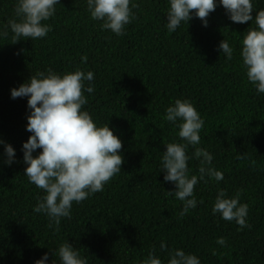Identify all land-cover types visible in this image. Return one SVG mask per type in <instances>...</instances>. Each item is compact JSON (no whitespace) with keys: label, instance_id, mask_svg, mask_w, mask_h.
<instances>
[{"label":"trees","instance_id":"obj_1","mask_svg":"<svg viewBox=\"0 0 264 264\" xmlns=\"http://www.w3.org/2000/svg\"><path fill=\"white\" fill-rule=\"evenodd\" d=\"M135 2L137 19L123 36L101 30L86 0H60L45 38L0 40V140L15 149L17 161L5 166L0 158V264H33L63 240L88 255L89 264H140L153 248L166 260L161 241L195 254L201 264H264V94L247 81L239 56L251 22L233 23L217 7L208 27L194 18L169 33L168 0ZM14 4L0 0V23L13 16ZM254 8L264 9V0H255ZM222 39L234 48L231 61L217 51ZM48 68L94 73L95 92L85 93L84 109L99 124L109 120L124 161L102 192L73 203L71 219H62L58 232L32 211L43 193L24 175L21 147L31 135L25 130L27 98L10 97V89ZM178 98L189 99L204 119L198 147L213 154L214 167L224 174L219 183L195 186L202 203L184 217L178 215L181 202L167 194L174 186L159 173L164 145L179 139L178 129L163 118ZM188 166L196 174L199 162ZM218 189L229 196L241 191L250 227L240 230L212 214ZM220 237L226 238L223 247L216 243Z\"/></svg>","mask_w":264,"mask_h":264},{"label":"clouds","instance_id":"obj_2","mask_svg":"<svg viewBox=\"0 0 264 264\" xmlns=\"http://www.w3.org/2000/svg\"><path fill=\"white\" fill-rule=\"evenodd\" d=\"M254 2L168 0L165 24L167 31L172 33L196 18L206 28L210 13L217 7H222L233 23L251 22L243 33L239 56L247 81L260 95L264 94V9L256 10ZM57 5L60 0H15L13 16L6 23H0V40L10 37L12 44H16L45 38L53 30L48 21L56 14ZM86 7L90 18L101 22V30L123 36L127 34L126 26L137 19L133 10L139 5L135 0H86ZM217 51L226 60L233 59L234 48L228 40L222 39ZM86 61L87 56H83L81 62ZM94 80L92 71L76 68L60 74L48 68L10 89L12 99L27 98L29 114L25 130L31 135L21 147L26 165L24 175L43 193L32 211L46 216L49 227L57 232L62 219H71L73 203L79 204L102 192L105 185L121 173L124 162L120 152L122 141L114 134L115 129L110 128L109 120L99 124L84 109L88 103L85 93L95 92ZM163 118L178 129L179 139L164 145L159 173L163 174L165 183L174 186L175 190L167 194L181 202L178 215L184 217L202 203L194 195L195 186L200 182L219 183L224 180V174L214 167L213 154L207 148L198 147L205 121L189 99H175L166 107ZM0 146L4 165L16 163L15 149L3 140H0ZM189 147L194 149L191 155L188 154ZM37 149L40 152L34 156ZM237 158L244 159L245 156L239 154ZM190 160L199 162L196 174L188 166ZM251 163L255 164V161ZM240 197L241 191L229 196L226 190L218 189L211 211L225 221H234L242 230L250 227L247 223L249 206L241 203ZM216 243L223 247L226 238H217ZM160 251L167 253L166 260L153 248L140 264H201L195 254L180 248L169 249L164 241L160 243ZM33 264H89V258L68 240H63L54 251L45 252Z\"/></svg>","mask_w":264,"mask_h":264}]
</instances>
